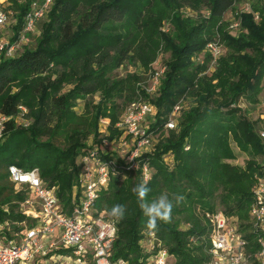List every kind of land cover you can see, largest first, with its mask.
Returning a JSON list of instances; mask_svg holds the SVG:
<instances>
[{
	"label": "trees",
	"instance_id": "obj_1",
	"mask_svg": "<svg viewBox=\"0 0 264 264\" xmlns=\"http://www.w3.org/2000/svg\"><path fill=\"white\" fill-rule=\"evenodd\" d=\"M41 1L7 0L13 19L11 41L23 29L32 4ZM158 4L168 10L203 7L206 15L193 21L175 14L171 31L160 33V19L153 14ZM234 5L235 0L53 1L36 24L41 23V34L35 44L29 41L14 57L3 55L0 60V115L6 118L0 141V227L8 238L34 227L32 214L38 209L25 205L32 197L12 182L9 167L37 169L69 212L72 188L79 186L81 155L120 135L116 124L140 97L155 108L150 124L155 134L164 130L174 106L181 104L176 128L164 130L165 139L141 157L151 172L148 199L167 193L174 203L171 222L159 223L155 234L175 263L209 262L211 225L205 213L222 212L236 217L242 229L247 227L253 187L264 173V125L263 119L251 121L238 103L245 99L252 106L261 104L264 0L252 1L248 11L238 14L235 35L223 24ZM215 40L225 52L216 59L213 72L206 73L212 59L205 48ZM159 46L169 57L153 97L146 93L141 74H115L128 64L147 70ZM199 55L203 62L194 64ZM187 100L191 105L185 108ZM80 101L81 114L75 111ZM21 106L29 111L22 119L32 118L29 126L16 121ZM103 119L109 120L107 135L99 132ZM232 143L246 156L242 166L228 162L240 157ZM120 171L94 207L97 215L114 222L107 212L116 204L124 206V220L114 222L113 258L141 264L147 257L140 245L148 232L147 218L133 189L144 181L138 171ZM176 196H183L178 204ZM67 252L58 249L42 258Z\"/></svg>",
	"mask_w": 264,
	"mask_h": 264
},
{
	"label": "built area",
	"instance_id": "obj_2",
	"mask_svg": "<svg viewBox=\"0 0 264 264\" xmlns=\"http://www.w3.org/2000/svg\"><path fill=\"white\" fill-rule=\"evenodd\" d=\"M53 1L34 2L25 17L23 29L14 40L0 37V60L3 55L14 57L29 43V35L36 30V24L46 17ZM9 22V13L0 4V30ZM205 53L215 62L222 53L221 43L218 40L208 43ZM198 60L199 63L203 62L200 58ZM164 70L162 67L152 74L150 84L144 86L147 94H156ZM153 109L151 104L142 100L132 103L118 125L124 134V139L116 143L119 149H114L115 142L104 139L99 147L90 148L81 155L79 195L69 212L57 198L55 188H49L41 180L37 169L9 167L12 182L18 187H25L32 197L25 205L32 211L36 206L38 209L36 213L31 212L36 219L34 227L14 234L12 238H8L0 227V264H28L36 256L44 257L58 249L68 252L53 255L67 259L70 264H118L119 261L129 264L125 259L113 258L116 225L97 215L94 205L111 179L121 174L120 170L138 171L144 182L150 178V168L141 161V157L154 149L152 141L156 135L147 124L148 119L154 120L156 111ZM180 110L178 103L168 116L164 130L176 128V117ZM5 120L0 115V141L4 137ZM261 137L264 139V132ZM102 155L108 157L103 158ZM252 193L245 229L241 228L236 217L226 216L222 212L204 214L211 225L210 260L206 264H264V173L258 178ZM140 245L147 256L141 264H176L156 234L145 233Z\"/></svg>",
	"mask_w": 264,
	"mask_h": 264
},
{
	"label": "rangeland",
	"instance_id": "obj_3",
	"mask_svg": "<svg viewBox=\"0 0 264 264\" xmlns=\"http://www.w3.org/2000/svg\"><path fill=\"white\" fill-rule=\"evenodd\" d=\"M254 1V0H235V5H234V8L229 11L225 16H224V19H223V24L225 25V27L227 28L229 26V29L231 30L230 32L235 35L237 32H238V28H239V22H238V14L241 12V11H248L249 10V4ZM0 4L1 6L4 8L5 11H7L8 13L10 12L8 10V3H7V0H0ZM153 14L155 16V19H160V23L161 25L158 27V32L160 33H169L172 29L171 27V21L174 17L175 14H178V15H182L188 19H193V21H198L200 17H204V15H206V12L205 10L203 9V7H197V8H192L190 6H181V7H176L174 8L173 10H168L166 9L163 5L161 4H158L154 7L153 9ZM238 25L237 28H231V26H234V25ZM13 25V19L10 18V22L8 23V25L1 29L0 30V37L2 39H10L12 38V27ZM41 23L38 24V26L36 27V30L34 31V33L32 34L33 36L30 38V46H33L35 44V41L36 39H38V37L40 36L41 34ZM222 45V53L221 55L224 54L225 52V46L221 43ZM157 53V56L155 58V60L150 63L148 65V68L147 70L142 68L141 66L139 65H131V64H128L124 67H121L119 68L115 74L118 76V77H122L123 75H125L127 72H136L138 74H141L143 77H144V83L143 85L146 86V85H149L150 84V81H151V76L152 74L155 73V71H159L160 69H162V67H164V62L168 59L169 57V54L168 53H164L161 49V47L159 46V49L158 51L156 52ZM220 55V56H221ZM200 59H203V56L202 55H199ZM199 58L196 57L195 59H193L194 61V64L197 63L199 60ZM212 59V58H211ZM199 63V62H198ZM211 67L208 68V70L206 71V73H212L213 70H214V65H215V62L213 60H211ZM165 68V67H164ZM69 89V87H66L65 90ZM19 91V89L17 88H14L13 89V92H17ZM264 90L263 92L261 93L260 95V105H257V106H252L250 105L245 99H240L239 100V103H238V106L241 110H243L245 113H246V116L251 120V121H255L257 119H263V125H264ZM154 94L150 95L151 97H153ZM94 100L96 101L97 98L95 97ZM139 100H142L144 101L145 99H142L141 97L139 98ZM145 102H148V101H145ZM149 103V102H148ZM150 104V103H149ZM183 104V102H182ZM181 105V104H180ZM191 105V100H187L185 103H184V107L187 108ZM153 106V105H152ZM83 108H84V102L83 101H80L78 104H77V107L75 108V111H77V113L81 114L83 112ZM154 110V109H153ZM20 114L19 116L16 118V121L17 122H21L22 120V117L21 115L24 113V114H29V111L28 109L25 107V106H21V110H20ZM155 112V110H154ZM178 116L179 114L177 115L176 117V120L178 119ZM122 117V116H121ZM121 117H120V120L119 122L116 124V127L118 129V131L121 133L120 135L118 136H114L112 138V141H113V147L114 149H119L118 148V145L116 144L118 141H121L124 139V134H123V131L122 129L118 126L120 121H121ZM104 121H107V124L106 122L104 123ZM103 121V123H100L99 124V131L101 134L103 135H107L108 132H107V126L109 124V120L105 119ZM24 122L26 123L25 126H29L31 123H32V118H26V120H24ZM147 124L150 125L152 124V121L151 119H148L147 120ZM104 129V130H103ZM155 138H153V141H152V146H153V151L156 149V147L158 146V144L163 141L167 135V132H165L164 130L162 131H159L158 133L155 134ZM232 148L234 150L235 153H237L239 155V152H238V148L235 144L232 143ZM240 157L237 159V160H229L228 162L230 164H233V165H238V166H242L244 165V162H245V159H246V156L244 155H239ZM170 160V158L168 156H165L164 157V161L168 162ZM123 179V178H121ZM79 187H73L72 188V201L75 202V199L78 197L77 196V193H78V189ZM66 254V253H65ZM42 258V257H41ZM45 262V260H44ZM46 264H70L69 261L67 259H59L57 258V255H52L48 260H46ZM28 264H41L40 263V260H39V257L36 256L30 263Z\"/></svg>",
	"mask_w": 264,
	"mask_h": 264
},
{
	"label": "clouds",
	"instance_id": "obj_4",
	"mask_svg": "<svg viewBox=\"0 0 264 264\" xmlns=\"http://www.w3.org/2000/svg\"><path fill=\"white\" fill-rule=\"evenodd\" d=\"M139 202V207L142 210L146 220V230L150 234H155L158 230L159 223L168 224L171 222L172 211L174 207L173 200L169 199L168 194H161L159 197L149 200L148 195L150 189L146 182L136 185L133 189ZM183 200V196H176V204ZM113 218L116 224H119L125 218V208L123 205L116 204L107 212ZM115 231V229H114ZM118 264H126L125 261H119Z\"/></svg>",
	"mask_w": 264,
	"mask_h": 264
},
{
	"label": "crops",
	"instance_id": "obj_5",
	"mask_svg": "<svg viewBox=\"0 0 264 264\" xmlns=\"http://www.w3.org/2000/svg\"><path fill=\"white\" fill-rule=\"evenodd\" d=\"M263 95H264V94H263ZM45 244H47V242H46ZM38 257H39V260H40V263H41V264H46V263H47L46 260L49 259V258L43 259V258H41L40 256H38ZM44 260H45V262H44Z\"/></svg>",
	"mask_w": 264,
	"mask_h": 264
}]
</instances>
